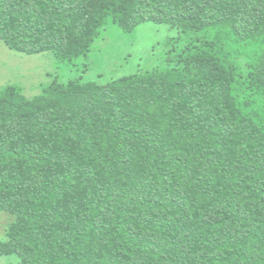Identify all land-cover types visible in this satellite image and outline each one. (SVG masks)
I'll list each match as a JSON object with an SVG mask.
<instances>
[{
	"label": "trees",
	"instance_id": "16d2710c",
	"mask_svg": "<svg viewBox=\"0 0 264 264\" xmlns=\"http://www.w3.org/2000/svg\"><path fill=\"white\" fill-rule=\"evenodd\" d=\"M177 31L163 64L0 90L7 264H264V0H0V40L59 63L108 21Z\"/></svg>",
	"mask_w": 264,
	"mask_h": 264
},
{
	"label": "rangeland",
	"instance_id": "374dc122",
	"mask_svg": "<svg viewBox=\"0 0 264 264\" xmlns=\"http://www.w3.org/2000/svg\"><path fill=\"white\" fill-rule=\"evenodd\" d=\"M177 31L166 23L143 21L124 31L108 20L88 53L72 62L59 63L50 51L24 53L0 40V90L15 87L30 98L53 82L67 83L82 77L105 84L110 80L161 66V44ZM12 217L0 211V240ZM15 255H0V264L17 262Z\"/></svg>",
	"mask_w": 264,
	"mask_h": 264
}]
</instances>
